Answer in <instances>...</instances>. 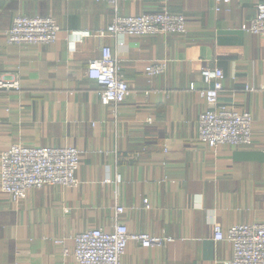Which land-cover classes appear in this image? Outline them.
Listing matches in <instances>:
<instances>
[{"label": "crops", "instance_id": "obj_1", "mask_svg": "<svg viewBox=\"0 0 264 264\" xmlns=\"http://www.w3.org/2000/svg\"><path fill=\"white\" fill-rule=\"evenodd\" d=\"M261 3L117 0L121 16L166 8L186 22L184 35L117 39L106 32L115 10L104 0H0V78L20 85L0 90V153L16 144L81 152L73 189H30L18 202L0 190V264H75L54 242L116 223L173 240L129 242L120 264H228L232 247L213 241L214 226L264 224V37L242 31ZM15 17L53 18L56 42L7 44ZM106 46L129 85L118 106H102L86 76ZM152 62L166 70L149 79ZM205 67L224 74L218 103L251 114V146L197 142Z\"/></svg>", "mask_w": 264, "mask_h": 264}, {"label": "built area", "instance_id": "obj_2", "mask_svg": "<svg viewBox=\"0 0 264 264\" xmlns=\"http://www.w3.org/2000/svg\"><path fill=\"white\" fill-rule=\"evenodd\" d=\"M104 1L115 10L112 22L106 28L113 38H147L186 33L185 18L169 13L166 8L138 16H121L117 14V0ZM230 1L216 0L225 4ZM242 31L264 37V3L256 6L255 16ZM59 32L60 28L53 18L15 17L5 41L11 45L45 46L54 44ZM118 46L122 47L123 43H118ZM165 70V62H152L145 66L144 73L150 79L163 74ZM86 76L97 84L102 106H118L129 95V85L119 62L107 46L101 49L98 59L88 62ZM200 77L204 87L197 90V94L204 101L206 110L197 119V142L211 149L251 146V114L218 103V95L223 88V72L218 67H205L200 70ZM0 90L19 91L20 85L17 81L1 77ZM190 90H194L193 86H190ZM246 91L256 90L249 88ZM80 160L81 152L74 147L13 145L0 153V190L12 202H18L25 198L30 189L47 186L73 189L78 186L76 173ZM145 208L148 209V206ZM123 212V208H116L117 216ZM172 241L171 238L131 233L125 225L116 223L111 232L89 229L54 243L62 246L63 256L72 257L75 264H120L129 242L137 243L142 248H152ZM213 241H226L231 245L232 258L228 264H264V224L236 225L225 231L215 225ZM68 242L72 244L71 249L66 247Z\"/></svg>", "mask_w": 264, "mask_h": 264}]
</instances>
